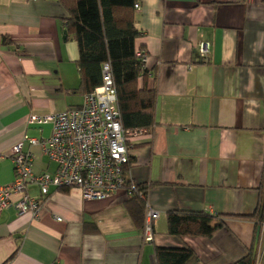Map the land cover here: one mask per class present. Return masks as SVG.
Returning a JSON list of instances; mask_svg holds the SVG:
<instances>
[{
	"label": "crops",
	"instance_id": "crops-1",
	"mask_svg": "<svg viewBox=\"0 0 264 264\" xmlns=\"http://www.w3.org/2000/svg\"><path fill=\"white\" fill-rule=\"evenodd\" d=\"M137 52L147 54L145 84L156 91L155 126L129 143V178L147 186L159 213L144 244V217L124 188L104 200L51 188L39 220L0 213V264H156L158 247L188 246L199 264H235L255 247L264 264V226L251 218L264 198V0H139ZM58 0H0V184L14 181L13 147L49 138L32 115L79 108L84 101L79 49ZM200 43L209 45L205 58ZM36 173L57 165L40 147ZM222 216L213 238L169 234L170 211ZM57 218L62 221H57ZM263 224V223H262ZM14 257L11 259V257ZM10 259V260H9Z\"/></svg>",
	"mask_w": 264,
	"mask_h": 264
},
{
	"label": "built area",
	"instance_id": "built-area-1",
	"mask_svg": "<svg viewBox=\"0 0 264 264\" xmlns=\"http://www.w3.org/2000/svg\"><path fill=\"white\" fill-rule=\"evenodd\" d=\"M135 10H141L139 2ZM199 49L201 57L205 58L209 45L200 43ZM137 55L146 64L147 54L139 52ZM102 74V86L86 94L81 107L29 117L31 125L51 124L52 135L45 139L25 136L13 147L15 178L11 184H0V213L14 208L19 216L29 214L34 220H39L42 202L29 195L30 185L40 189L42 198L49 197L51 188L78 189L85 200H104L125 188L129 180L126 172L129 143L148 131L124 129L110 63L103 65ZM26 144L40 147L43 154L57 165V170L54 173H36L33 152L31 148L25 149ZM142 198L146 200V195L142 194ZM159 217V213L147 205L144 244L153 243L154 222ZM57 221L62 220L57 218Z\"/></svg>",
	"mask_w": 264,
	"mask_h": 264
},
{
	"label": "trees",
	"instance_id": "trees-1",
	"mask_svg": "<svg viewBox=\"0 0 264 264\" xmlns=\"http://www.w3.org/2000/svg\"><path fill=\"white\" fill-rule=\"evenodd\" d=\"M67 10L68 37L78 44L81 72V89L84 96L103 84V65L110 63L117 91V107L125 130L144 129L148 132L155 126L156 91L145 84L140 88V79L147 77V70L136 50V41L141 33L135 20V5L139 0H58ZM142 52V51H140ZM145 53V52H142ZM129 154L126 172L134 163ZM125 188L137 201L139 222L143 227L147 210V186L135 185L129 178ZM226 218V217H224ZM222 216L204 212L173 210L167 215L169 234L178 237H204L211 239L226 224ZM257 227L264 221V198L261 197L255 214ZM255 247L235 264H256ZM14 255L11 257V259ZM10 260V259H9ZM156 264H199V257L188 246L180 248L158 247L155 250Z\"/></svg>",
	"mask_w": 264,
	"mask_h": 264
},
{
	"label": "water",
	"instance_id": "water-1",
	"mask_svg": "<svg viewBox=\"0 0 264 264\" xmlns=\"http://www.w3.org/2000/svg\"><path fill=\"white\" fill-rule=\"evenodd\" d=\"M260 232H261V228H259L257 236H256V242H255V256H257V249H258V243H259V238H260Z\"/></svg>",
	"mask_w": 264,
	"mask_h": 264
}]
</instances>
